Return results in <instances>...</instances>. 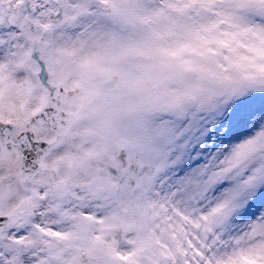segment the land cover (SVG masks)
<instances>
[{
    "label": "snow or ice",
    "instance_id": "6c2138e0",
    "mask_svg": "<svg viewBox=\"0 0 264 264\" xmlns=\"http://www.w3.org/2000/svg\"><path fill=\"white\" fill-rule=\"evenodd\" d=\"M0 264H264V0H0Z\"/></svg>",
    "mask_w": 264,
    "mask_h": 264
}]
</instances>
